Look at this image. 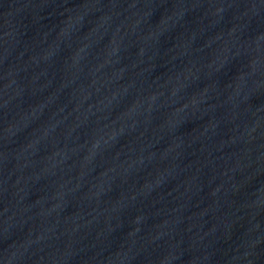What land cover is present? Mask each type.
Returning a JSON list of instances; mask_svg holds the SVG:
<instances>
[{
	"label": "water",
	"instance_id": "water-1",
	"mask_svg": "<svg viewBox=\"0 0 264 264\" xmlns=\"http://www.w3.org/2000/svg\"><path fill=\"white\" fill-rule=\"evenodd\" d=\"M0 264H264V0H0Z\"/></svg>",
	"mask_w": 264,
	"mask_h": 264
}]
</instances>
